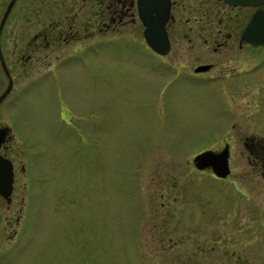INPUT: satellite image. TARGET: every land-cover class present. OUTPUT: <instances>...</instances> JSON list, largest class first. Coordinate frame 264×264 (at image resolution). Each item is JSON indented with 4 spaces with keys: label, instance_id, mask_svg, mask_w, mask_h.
Listing matches in <instances>:
<instances>
[{
    "label": "rangeland",
    "instance_id": "374dc122",
    "mask_svg": "<svg viewBox=\"0 0 264 264\" xmlns=\"http://www.w3.org/2000/svg\"><path fill=\"white\" fill-rule=\"evenodd\" d=\"M90 1L40 6L43 19L67 11L73 29L84 19L92 30L69 35L60 50L32 44L28 0L12 2L0 26V96L11 77L0 113L11 124V154L26 168L11 200L0 197L8 229L0 264H264V182L236 157L244 133L264 128L263 72H244L240 58L227 88L189 75L164 85L137 13L98 32L86 22ZM102 16L108 21L106 9ZM182 57L173 63L194 58ZM228 105L236 129L219 127ZM225 140L234 146L230 177L194 165L198 150Z\"/></svg>",
    "mask_w": 264,
    "mask_h": 264
},
{
    "label": "flooded vegetation",
    "instance_id": "af4514ba",
    "mask_svg": "<svg viewBox=\"0 0 264 264\" xmlns=\"http://www.w3.org/2000/svg\"><path fill=\"white\" fill-rule=\"evenodd\" d=\"M9 1H7V4ZM19 1L14 0L12 6L18 4ZM45 1L49 2L51 0H41V2L40 0H28L27 2L28 4L32 2V22L35 27L29 36L34 47L39 49L48 48L50 51L60 50V48L66 46L69 35H78V32L83 28L92 33V30L87 25L83 26L82 20L84 19L81 22L79 21L73 29L74 17L76 16L70 18L67 16V11L62 15L47 16L43 19L39 15L40 6H45L46 8L58 6L57 0H54L50 5H47ZM90 4L93 14L86 17V22L90 24V22L94 21L96 25L98 24V32H102L107 27L113 28L129 19L135 20V13H137L136 0H91ZM65 5L67 7V3ZM257 7V5L231 3L226 0H170V15L166 20L170 46L163 52H157L152 49L159 53L162 61L159 65L160 67L154 69L153 72L159 74L160 82L164 85L172 84L178 76L189 75L195 81L199 80L200 77H205L216 83L220 88H227L230 84V74L239 70L238 68L243 62L240 58H244L246 60H244L245 63L243 64H245V70H247L244 72L254 71L258 74L263 72L262 77H264V70H262L264 67V43H255L243 36V30ZM103 8L108 13V21L102 16L105 10ZM91 19L94 20L91 21ZM15 34L16 41L24 40L23 32L17 31ZM175 34L180 35L176 40V47L174 46ZM183 39L188 43V47H182L181 40ZM199 42L205 44L199 45ZM3 43L0 37V59ZM244 45L249 48L248 56L239 55V51ZM256 47H259L258 53H256ZM200 48L206 50L205 55L207 56H200L201 54L198 53ZM189 53L194 58L188 60V62L187 58H184L186 64L183 62L173 63V61H182V56ZM65 57H67V52L61 58ZM43 61L45 62V59ZM49 62H53V60L47 59L46 63L43 64L42 70H47ZM3 68L4 73L8 75L4 65ZM6 95L0 98V108L5 101ZM225 113L231 115L230 120L227 124H220L219 127L230 124L229 128L236 129L238 121L229 105L228 111ZM5 118L6 116L0 113V177L3 173L1 166L4 165L2 159L11 160L12 186L8 193H3L0 190V197L10 201L16 180L25 173L26 168L23 161L19 163L11 154L9 138L13 132L11 124L7 123V118ZM261 130H256L258 133H244V144L238 148L236 157L239 162L244 158V161L250 163L258 171V174H260L259 178L264 182V128ZM225 144L228 145L230 171L225 176L216 175L218 177H230L229 175L234 167V146L231 140H225L223 145L214 147V149H220ZM210 169L212 170L211 167ZM1 214L2 210L0 209V216ZM2 219L0 218V237L2 228L4 230L3 233L8 231L7 228L2 226Z\"/></svg>",
    "mask_w": 264,
    "mask_h": 264
},
{
    "label": "water",
    "instance_id": "95a60500",
    "mask_svg": "<svg viewBox=\"0 0 264 264\" xmlns=\"http://www.w3.org/2000/svg\"><path fill=\"white\" fill-rule=\"evenodd\" d=\"M232 3L258 4L259 7L253 12L245 29L243 36L255 43L264 42V0H227ZM11 0L0 22L3 24L7 12L12 4ZM137 13L143 23V34L146 42L155 50L163 52L170 46L169 35L166 28V20L170 15V0H136ZM4 66L5 62L3 61ZM7 69V68H6ZM8 70V69H7ZM11 85V78L8 87L4 90V95ZM0 96V98L2 97ZM3 170L0 177V190L8 193L12 186V174L9 159H2ZM194 164L199 167H211L220 176H225L229 171L228 145L225 144L220 149L206 147L197 151L193 155Z\"/></svg>",
    "mask_w": 264,
    "mask_h": 264
}]
</instances>
